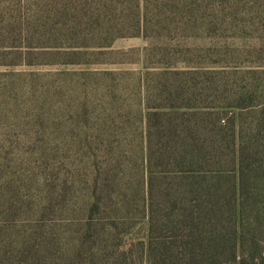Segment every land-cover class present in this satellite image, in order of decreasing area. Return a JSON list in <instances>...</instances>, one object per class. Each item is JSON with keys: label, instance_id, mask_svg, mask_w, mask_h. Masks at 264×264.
<instances>
[{"label": "trees", "instance_id": "1", "mask_svg": "<svg viewBox=\"0 0 264 264\" xmlns=\"http://www.w3.org/2000/svg\"><path fill=\"white\" fill-rule=\"evenodd\" d=\"M215 1L0 0V67L86 69L109 64L117 40L148 43L135 60L140 74L69 75L84 96L76 129L108 135L24 142L44 169L92 178L78 206L76 263L97 260L105 245L102 264H264V70H227L211 50L182 45L230 21L231 10ZM93 83L108 107L94 120ZM58 148L63 157L53 154ZM142 217L145 244L121 249ZM46 258L53 263L51 252Z\"/></svg>", "mask_w": 264, "mask_h": 264}, {"label": "rangeland", "instance_id": "2", "mask_svg": "<svg viewBox=\"0 0 264 264\" xmlns=\"http://www.w3.org/2000/svg\"><path fill=\"white\" fill-rule=\"evenodd\" d=\"M214 3H222L231 10L230 21L222 30L211 33L210 38L202 39L190 34L191 37L182 45L211 50L210 53L215 55L209 59L227 70H264V0H217ZM147 46L148 43L139 38L117 40L110 49L112 54L105 58L109 64L86 69L0 67V165L6 169L2 176L8 183H0V264H47V251L52 253V264H102L100 261L107 250L105 245L99 247L103 255H98L97 260L96 255L93 260L82 256L80 263L72 259L77 246L76 232L82 224L78 206L90 197L91 176L87 172L75 174L73 170L64 171L63 167L51 171L44 169L37 163V148L24 145V142L29 139L108 135L76 129L78 126L74 122L79 118L75 113L84 96L80 83H77L78 78L69 75L81 70H123L140 74L141 67L135 60L141 59ZM217 52L222 56L216 55ZM94 86L87 91L89 95H95V98H91L92 95L87 97L93 120L108 109L102 97L103 91ZM126 106L129 112L130 104L126 102ZM124 134L127 138L133 135L131 132ZM53 154L64 156L61 148L53 150ZM132 174L128 175L133 180ZM44 237L51 242L49 249L43 246ZM100 238L103 240L102 235ZM146 238L147 221L142 217L123 235L120 247L124 249L132 243L145 244ZM16 242L23 247L14 246ZM113 244H116L115 239L109 243ZM92 248L96 250V247Z\"/></svg>", "mask_w": 264, "mask_h": 264}]
</instances>
